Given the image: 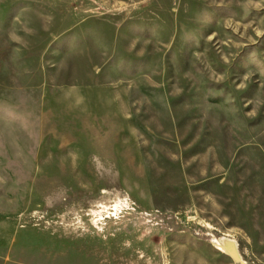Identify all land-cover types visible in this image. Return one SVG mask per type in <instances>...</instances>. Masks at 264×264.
Returning <instances> with one entry per match:
<instances>
[{"label": "rangeland", "instance_id": "1", "mask_svg": "<svg viewBox=\"0 0 264 264\" xmlns=\"http://www.w3.org/2000/svg\"><path fill=\"white\" fill-rule=\"evenodd\" d=\"M0 264H264V0H0Z\"/></svg>", "mask_w": 264, "mask_h": 264}]
</instances>
